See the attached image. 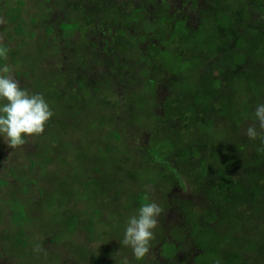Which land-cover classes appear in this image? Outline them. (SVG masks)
<instances>
[{
  "label": "rangeland",
  "instance_id": "1",
  "mask_svg": "<svg viewBox=\"0 0 264 264\" xmlns=\"http://www.w3.org/2000/svg\"><path fill=\"white\" fill-rule=\"evenodd\" d=\"M72 1L62 0L64 11ZM56 2L0 0L5 21L0 48L7 51L0 68H9L0 74L11 75L29 94L42 95L54 113L43 134L26 136L14 149L0 134V264H151L157 251L137 260L131 247L120 243L128 219L143 206L140 195L163 210L150 251L164 235L166 241L180 239L179 257L186 264H195L202 252L210 253L203 264H264V152L257 150L248 164L246 152L237 148L243 137L249 146L264 147L246 135L257 106L264 104V82L258 79L252 90L236 95L223 115L219 63L209 65L217 68L212 73L203 71L204 59L220 53V19L228 26L232 16L235 27L238 12L246 9L233 0L209 5L206 0H140L137 8L127 5L128 12L106 14L93 7L80 24L106 23L103 37H109L102 40L80 25L70 34L60 30L72 12L66 16ZM182 2L196 9L190 27L199 37L186 44L194 51L179 58L177 76L172 58L160 59L159 43L142 34V19L153 10H177ZM246 3L253 6V0ZM200 6L209 12L205 18ZM114 37L116 43H109ZM246 39L241 46L238 40L223 44L264 70V42L254 34ZM107 46L116 58L110 60ZM179 78L188 89L191 113L169 109ZM203 90L207 99L193 102ZM95 91L105 97L99 101ZM107 100L114 102L106 113L110 121L96 126L105 116L99 106ZM246 171L254 173L257 189H243L247 176L252 178ZM225 175L239 189L229 187L224 195ZM209 190L217 193L210 196ZM155 259L168 262L163 252Z\"/></svg>",
  "mask_w": 264,
  "mask_h": 264
},
{
  "label": "trees",
  "instance_id": "2",
  "mask_svg": "<svg viewBox=\"0 0 264 264\" xmlns=\"http://www.w3.org/2000/svg\"><path fill=\"white\" fill-rule=\"evenodd\" d=\"M206 1H207V5H209V4H213L214 0H206ZM222 1L223 0H220V3ZM118 2L119 3H117L116 0H73L72 3L67 6V11H64V8L66 6H62V4H63L62 0L61 1L57 0V2L55 4H58V8H62L61 10L64 11L63 13L67 14L68 12L69 13L72 12L70 15L71 21L62 22L61 24L58 25L59 29L63 30V32L65 34H67V33L70 34L72 31L75 30V28H78L80 25V27H83L84 30H86V29L93 30L92 31L93 34L94 35L97 34L98 39L99 38H101L102 40L108 39L109 36L103 37L105 34H107L105 31V24L106 23L100 24L98 22V20L96 19L94 24L91 27H89V26L84 27V26H81L80 21L87 15L88 12H90L89 11L90 9H93V7H97L96 10L101 9L103 14H106L110 10L115 11V12L116 11L117 12L118 11L124 12L125 8L128 12L131 9V7H127V5H135L134 7L137 8L138 7L137 4L140 2V0H118ZM106 4H108L107 5L108 7L106 6ZM173 4H175V1L173 2ZM233 4H234V6H242L246 9L244 11L238 12V15H240V16H239V19L237 20V22L240 21L239 22L240 24H238L236 22L235 27H234L232 24V16H231V21H230L228 26L221 25V24H226V23H224V21L220 19V28L219 29H217V27L215 28L218 30V33H219L218 42L220 43V46L218 45L217 49H218V51L220 50V53L216 51V53L214 52L216 54L215 56L214 55H208L204 59L205 67H207V68H203V71L206 72L205 74L207 75V74L212 73V71L217 70L216 67H210L209 65L213 62L214 63L216 62V64L219 63V65L217 67L220 70L219 69L217 70L218 75L216 76V78L220 79V83L222 82L223 85H220L219 92H220V97H222V98H220V107L218 110L223 115H226V113H228L227 110L230 107L234 106V103L237 100V99H234L236 97V95H240V94L243 95L247 90L248 91L252 90L254 87H256V85H254V83L256 81H259L258 79H262L264 82V70L262 67H259L256 65V68H254L252 60H248L247 56L242 57L243 55L242 56L238 55L239 52L235 53V51L230 49L232 47H229V45H231V44H229V45L223 44V43H227V44L228 43H235V40H238V43H237L238 46L244 45L247 42L246 37L249 34H254V36H256V38L258 40L262 39V41L264 42V0H253V6L252 7L250 4L246 3V0H233ZM190 5H191V3L185 4L184 2H182L180 4V6L177 8V10L174 9L171 12H169L170 10L169 11L164 10L166 8H161V10L160 9L159 10H153V12H151V16H149L148 18L144 17L142 19V23L145 24V26L143 27L144 30L142 31V34H143V32H145L146 36H148V38H150L151 43H159V47L161 48V51H159V53H161L160 59L167 58V57L172 58L174 63H176L174 66L175 67L174 71H175V74L177 76H179V72H180V64L178 63L179 58H181L183 55H186V57L192 56L191 54L194 51V48H192L190 46H186V44L187 43H189V45H192V43L196 44L197 39L199 37V36L196 37V35L193 31V27H190L192 24L191 13L194 12V14H196V9H191L192 6H190ZM18 10H19V7H18ZM93 10H95V9H93ZM198 10H199V14H201L203 18H205L206 17L205 15H207L209 13V12H205L201 8V6L199 7ZM6 13L10 14L11 9H8L6 11ZM169 13H171V14H169ZM65 14H63L59 19H61ZM66 16H68V14ZM233 17H234V14H233ZM140 19H141V17H140ZM217 20H219V19H217ZM133 27L134 26H132L131 28H133ZM179 31H180V33L178 34ZM152 36H156L157 38L154 39ZM192 36L195 37L193 39V42H188V40ZM154 40L156 42H154ZM90 43H94V41H90ZM109 43H116L115 37H114V39L111 38ZM174 43H177L178 49L173 47ZM259 43H261V41ZM183 46H185V47L183 48ZM260 46H261V44H260ZM262 48H264L263 45H262ZM106 50H107V53H108V51L112 53L110 60L116 58V52L113 51V49L110 50V48L107 46ZM182 50H184V52H182ZM222 50H223V52H222ZM154 58H157V57H154ZM151 59H150V61H151ZM211 60H212V62H211ZM0 61L2 62L3 59ZM151 63L153 64L152 61H151ZM228 63L230 65H228ZM246 66H248V67L250 66L251 67V68L249 67L250 70H248L246 68ZM120 81H121V79H120ZM180 82H182L181 78H179L176 82H174V86H176V89L173 92H176L177 95L173 96V93H172V97H171V100L169 102L171 107L169 109L170 110H177V111L185 112V113H191L192 104L189 103L190 101H189L188 97H190V96L188 95V89L186 88V86H184V87L181 86ZM225 82H226V84H225ZM119 83L120 82L118 81L117 84H119ZM115 85H116V82H115ZM247 88H249V89H247ZM262 88H263V86H262ZM259 89H261V88H258L257 90H259ZM226 90L227 91L229 90V92H226ZM200 92L202 94L195 96V98H192L193 102L197 103L198 99H202V100L207 99V98L204 99V96H206V94H207L206 91L203 90V92L202 91H200ZM97 93H99V92L95 91V93H92V94H94L98 98L99 101H100L101 97H105V95H100ZM72 95L74 97L75 94H72ZM217 96L219 97V95H217ZM108 102H111L112 104L109 103L108 106H104ZM99 103L100 102H98V104L96 106H98ZM113 104H114L113 101L107 100L104 104H102V106H99L100 109L102 110L101 114H103V112L105 111V116L102 119H100L99 121H95L93 124H95L96 126L99 125V123L104 124V122H106L107 119H109V118H107L108 115H106V113H108L107 110L111 109V107H113ZM202 106H203V108H207L208 103L203 102ZM250 110L248 112H250ZM200 120L201 119H199L198 121H200ZM109 121H110V119H109ZM97 122H99V123H97ZM257 130L259 131L258 128H257ZM110 133H116V132L111 130ZM116 134H118V133H116ZM243 140H244V137H243ZM243 140L238 142L237 148L239 151H242L243 153L246 152L247 155L244 156V160H245V162H247V158L249 156H251L252 154H254L257 150H259V146H254L251 143H249L251 146L250 147L248 145V142L244 143ZM242 141H243V143H242ZM250 141H253V140L250 139ZM258 141L260 142V138H258ZM248 164L245 165V167L247 169H248ZM173 172L175 173L176 171L173 170ZM245 174L251 175L252 178L250 176H247V179L244 180L243 189L247 188L249 190L250 187H252L254 190L257 189V185L253 181V179H255L254 173L252 172L250 174V172L246 171ZM227 177L228 176L225 175V178H224L225 184L223 183L224 184L223 185L224 195L230 189L229 187H232V189H236V188L239 189V186L235 187L234 181L231 179L229 180ZM88 181L93 182L91 179H89ZM262 188L264 189V185ZM208 193L210 196H213L217 192H215L213 190H209ZM258 195L263 198V195L261 193H258ZM138 197H139L138 204L139 203L142 205L147 204L146 200L144 199V197L142 195H140ZM207 199L210 201V199L208 198V195H207ZM186 215L187 214L184 213V215H181V217L186 219V217H185ZM72 217H73V215H72ZM72 217H71L70 223L73 222ZM74 219H75V216H74ZM176 222H178V221H176ZM180 224L181 223L179 222L178 225H180ZM69 228L71 229L72 226ZM91 229H92V227L90 226L89 231H91ZM166 239H168V238H166L163 235L162 243L161 244L157 243L155 248H152V250L149 252V255H152L151 253H153V255H154L157 251L155 257H158L159 254H162V252H163V256H165L168 259V262L165 264H169V263L170 264H186L185 263L186 260L184 259V257L183 256L179 257V251L181 250V248H183L182 242L180 241V239H172L171 241H169V240L166 241ZM201 239H202V237H201ZM17 242L21 243V244L24 243V242L20 241L19 238H18ZM17 247H19V246H17ZM184 254H185V252H184ZM209 256H210V253H206V252L203 253L202 252V253L198 254L195 258H193V262L195 264H203V263H205V260H207L206 258H208ZM155 257L150 258L151 264H162V263H159L160 259L156 260ZM211 260H213V259H211Z\"/></svg>",
  "mask_w": 264,
  "mask_h": 264
},
{
  "label": "clouds",
  "instance_id": "3",
  "mask_svg": "<svg viewBox=\"0 0 264 264\" xmlns=\"http://www.w3.org/2000/svg\"><path fill=\"white\" fill-rule=\"evenodd\" d=\"M3 23L5 21L0 18V24ZM0 57L7 58L6 49L0 48ZM8 72L7 65L0 68V73ZM0 100L6 101L0 105V134L13 149L23 145L26 136L43 134L46 124L54 115L42 95L29 94L11 75L0 74ZM255 117L256 121L247 128L246 135L252 140L260 138L264 145V104L257 106ZM259 151L264 152V147ZM162 211L157 203L151 202L144 204L137 215L128 219L124 239L120 243L131 247L135 259L142 260L149 254L153 230Z\"/></svg>",
  "mask_w": 264,
  "mask_h": 264
}]
</instances>
